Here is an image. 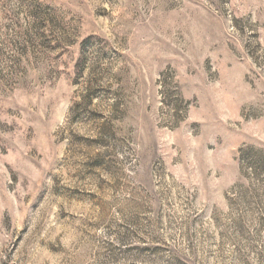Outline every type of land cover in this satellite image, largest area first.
Here are the masks:
<instances>
[{"label":"rangeland","instance_id":"obj_1","mask_svg":"<svg viewBox=\"0 0 264 264\" xmlns=\"http://www.w3.org/2000/svg\"><path fill=\"white\" fill-rule=\"evenodd\" d=\"M0 264H264V0H0Z\"/></svg>","mask_w":264,"mask_h":264}]
</instances>
